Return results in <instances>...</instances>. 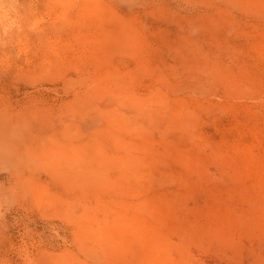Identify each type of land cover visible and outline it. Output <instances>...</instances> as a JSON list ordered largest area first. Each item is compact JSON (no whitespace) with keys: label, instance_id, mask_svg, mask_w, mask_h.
<instances>
[{"label":"rangeland","instance_id":"obj_1","mask_svg":"<svg viewBox=\"0 0 264 264\" xmlns=\"http://www.w3.org/2000/svg\"><path fill=\"white\" fill-rule=\"evenodd\" d=\"M0 264H264V0H0Z\"/></svg>","mask_w":264,"mask_h":264}]
</instances>
